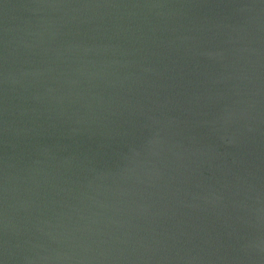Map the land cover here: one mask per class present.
<instances>
[{
	"label": "water",
	"instance_id": "obj_1",
	"mask_svg": "<svg viewBox=\"0 0 264 264\" xmlns=\"http://www.w3.org/2000/svg\"><path fill=\"white\" fill-rule=\"evenodd\" d=\"M0 264H264V0H0Z\"/></svg>",
	"mask_w": 264,
	"mask_h": 264
}]
</instances>
